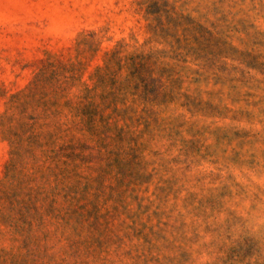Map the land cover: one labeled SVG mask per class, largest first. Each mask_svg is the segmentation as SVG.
Segmentation results:
<instances>
[{
    "label": "rangeland",
    "instance_id": "1",
    "mask_svg": "<svg viewBox=\"0 0 264 264\" xmlns=\"http://www.w3.org/2000/svg\"><path fill=\"white\" fill-rule=\"evenodd\" d=\"M0 264H264V0H0Z\"/></svg>",
    "mask_w": 264,
    "mask_h": 264
}]
</instances>
